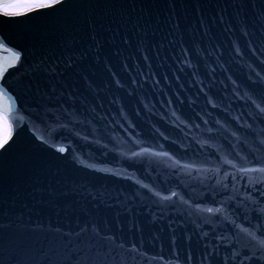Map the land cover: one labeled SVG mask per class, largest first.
Returning <instances> with one entry per match:
<instances>
[{"label":"water","instance_id":"1","mask_svg":"<svg viewBox=\"0 0 264 264\" xmlns=\"http://www.w3.org/2000/svg\"><path fill=\"white\" fill-rule=\"evenodd\" d=\"M14 1L0 264H264V0Z\"/></svg>","mask_w":264,"mask_h":264},{"label":"rangeland","instance_id":"2","mask_svg":"<svg viewBox=\"0 0 264 264\" xmlns=\"http://www.w3.org/2000/svg\"><path fill=\"white\" fill-rule=\"evenodd\" d=\"M48 3H50V0H16L12 3H9L10 5L15 6L14 8L9 9V11L13 13L26 11L31 8L38 7V5L40 4H48ZM5 134L6 132H5L4 122L0 117V140L4 139Z\"/></svg>","mask_w":264,"mask_h":264},{"label":"snow or ice","instance_id":"3","mask_svg":"<svg viewBox=\"0 0 264 264\" xmlns=\"http://www.w3.org/2000/svg\"><path fill=\"white\" fill-rule=\"evenodd\" d=\"M62 2H63V0H50V3H48V4H40L38 6L39 7H52V6H54L56 4H60ZM2 7L4 9V14L5 15L15 14V13L9 11V9H12V8L15 7L14 5L4 4ZM2 46H3L2 41H0V47H2ZM12 56H13V63H16L17 61L20 60L19 54L12 53ZM0 72H2V69H0ZM6 143H7V138H5L3 140H0V148H3ZM60 151H64V149H60ZM245 171H247V170H245ZM260 171H264V169H260ZM209 211H211V210H209Z\"/></svg>","mask_w":264,"mask_h":264}]
</instances>
